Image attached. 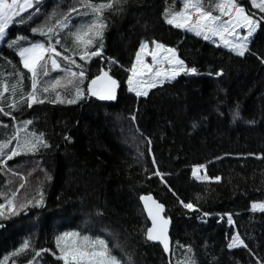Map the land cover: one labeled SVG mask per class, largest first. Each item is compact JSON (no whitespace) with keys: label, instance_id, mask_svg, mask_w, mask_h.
Returning a JSON list of instances; mask_svg holds the SVG:
<instances>
[{"label":"trees","instance_id":"1","mask_svg":"<svg viewBox=\"0 0 264 264\" xmlns=\"http://www.w3.org/2000/svg\"><path fill=\"white\" fill-rule=\"evenodd\" d=\"M167 1L127 0L122 11L116 14L105 10L107 27L103 31L102 53L91 57L86 65L80 59L81 41L74 47L69 35L91 19L90 14H82L85 9L78 0H41L22 14L24 17L31 14L30 20L22 24L14 22L6 29V40L0 44V93H3L0 107L9 115L0 113V144L10 143L0 161L15 147L16 127L22 129L19 130L20 154L6 164L0 163V204L5 205L3 211L7 217L0 218L3 225L0 227V264H63L56 258L60 255L56 241L66 232L105 239L121 264L264 263V211L252 209L255 202H264V176L260 178L247 172L238 177L235 172L228 179L198 180L192 175L203 136L231 131L264 146V86L257 81L264 58V20L260 21L249 50L240 56L166 23ZM92 2L107 3L108 0ZM246 5L257 18L264 17V13ZM37 7L39 12L35 10ZM73 8L79 11L72 12ZM66 15L69 16L65 21L67 26L60 27ZM49 27L55 31L48 36L32 31L34 28L47 31ZM90 36L91 33L82 35L81 40ZM20 37L26 39L20 40ZM57 39L60 44H55ZM13 40L19 41L17 46L9 47ZM39 41L55 45L57 51L86 66L87 79L79 84L85 89V98L74 104L50 103L56 92L62 99L74 98L77 81L65 71L52 70L48 63L49 75L38 77L37 97L44 103L27 107L23 100L31 92L30 73L23 67L19 48ZM143 41L173 47L178 53L227 75L226 84L209 112L156 97H137L128 90L129 69ZM98 43L95 40L87 50L95 51ZM56 59L61 68L79 71L61 57ZM104 70L119 83L113 103L106 104L87 92L90 81ZM58 77L63 79L54 90L50 87L47 93L39 91ZM68 80H73V84H68ZM4 84L8 92H3ZM14 85L15 93L12 92ZM12 103L16 104L15 108L8 107ZM123 114L155 123L173 134L172 173L164 201L165 214L172 220L170 261L160 243L147 239L149 221L138 196L128 198L126 193H113L109 188L108 176L123 172V167L116 162L118 153L114 146L118 119ZM26 121L32 123L26 124ZM31 134V143L24 144L21 137ZM41 134L49 147L37 144V150L29 151ZM129 149L134 159L127 167L130 174L142 181L146 171L143 152L135 146ZM39 193L43 194V204L36 206L41 198ZM9 200L13 201L18 215L12 214ZM181 200L192 203L194 209L184 208ZM224 208L232 211L233 229L247 247H227L214 230V221L211 224L205 221V212L215 213ZM25 241L29 242V248L13 256Z\"/></svg>","mask_w":264,"mask_h":264},{"label":"snow or ice","instance_id":"2","mask_svg":"<svg viewBox=\"0 0 264 264\" xmlns=\"http://www.w3.org/2000/svg\"><path fill=\"white\" fill-rule=\"evenodd\" d=\"M81 7L85 9L82 13L83 15H91V19L86 24H81L75 31L70 32L69 35L73 38L74 47L77 46L76 42L81 41L83 46V51L80 54V59L86 63L90 60L91 57L100 56L103 50V31L107 27V24L104 20V11L110 10L113 14H116L122 11V5L127 3V0H108L107 3H93L92 0H78ZM41 3V0H0V42L6 40L7 33L6 29L10 25L15 23H24L26 20H30L31 14L28 17H24L22 14L35 7ZM251 3L261 12H264V0H260V3H257V0H251ZM215 8L219 11L220 15H213L212 10H206L202 0H184L183 8L180 11L169 10L166 13L165 19L166 23L169 25H174L177 28H184L188 31L194 32L197 36H203L205 40L211 39V36H219L223 41L225 47H230V50L235 52L237 55L244 56L245 52L248 49V37L256 31V28L259 27L260 21L264 20V17L258 19H253L252 15L246 14L243 7L238 6L235 3V0H219L215 3ZM190 9L192 11H190ZM36 12H39L37 7ZM72 12H78L79 10L73 8ZM234 12V16H233ZM195 14L197 19L195 22L192 21V16ZM70 15V14H69ZM223 17H230L229 19H223ZM16 18H19L18 20ZM69 19V16H65L59 24L60 27H66L65 21ZM235 21V22H234ZM237 27H246L248 32L243 37H238L235 41H230L225 38V33L228 36H237L236 29ZM33 32L39 33L43 36H48L49 33L55 31L54 27H49L47 31L44 28H34ZM91 33V36L87 40H81L82 35L87 36ZM207 33H211L209 36ZM20 40L26 39L20 37ZM95 40H99L98 45H96L95 51H88V46L93 45ZM18 40L11 41L8 46L16 47ZM157 50L163 49L168 55L164 57L165 60L170 64L179 65L178 68H173L171 73H165L163 69H157L148 80L133 78L143 75L144 71H152V65L145 64L141 53H144L148 48V43L145 42L141 45L139 52L136 55V64L132 66L129 71L131 76L127 80L129 85V91H132L136 94L137 97L147 96L148 91L143 89L144 85H147V88H154L157 84H163L165 79L171 80L174 79L176 75L180 72L185 74H196V68H187L183 60H180L176 55V50L174 48H165L164 45L153 42ZM55 44H60V40L57 39ZM67 51V49H65ZM52 53L47 57V61L44 64H41L42 61H45V54ZM19 56L22 58V64L25 69L30 73L31 81V92H29L27 98L23 100L27 104V107H32L33 104L44 103L43 99H38L37 97V87L40 84L39 75L48 76V63L51 64L52 70L60 69L61 71L67 72L71 77L75 78L77 83L73 88L74 98L72 99H62L59 92L55 93V98L50 103H68L74 104L78 99L85 98V89L79 86L80 83H83L87 79L86 75V66L77 64L76 60L71 56L63 55L61 52L57 51L55 45L49 44L47 47L45 43H35L30 47H21L19 48ZM56 57H61L64 61L69 64L75 65L79 71H72L71 68H61L60 63L57 61ZM153 64L157 63L156 54H152ZM116 63V61H112ZM140 65L141 67H137ZM38 69L40 70L38 72ZM223 73H217V75H222ZM20 80L24 78V74L19 73ZM163 77V78H162ZM61 79L63 77H58L50 82L47 86H43L39 89L42 93H47L51 87L53 90L56 86L61 84ZM19 83V81H18ZM68 84H73V80H68ZM119 87L117 80L109 76L107 71H104L101 75L96 76L92 79L88 85L87 92L96 96L101 100H115L116 99V89ZM16 85L12 87V92L15 93ZM9 88L7 84L3 85V92H8ZM3 98V93H0V99ZM8 107L15 108L16 104H9ZM0 113L4 115H9V113L4 112V109L0 107ZM238 115V113H237ZM135 119V117H133ZM26 124H31L32 121H26ZM33 135H35L33 133ZM9 142L0 144V156H5L4 149L8 147ZM150 143V141H149ZM37 144L45 148L49 147L47 142L43 139V135L36 137V143L32 144L29 148V151L37 150ZM20 152L17 149H13L10 154H7L6 159L0 161V163L6 164L8 160L13 159V157L19 155ZM153 163L155 159L153 158ZM200 172L199 168L193 170V177L198 180L207 179L206 176L198 175ZM155 175H160L157 171ZM219 180V177L216 178ZM23 187V185H21ZM40 199L36 201V206L43 204V194L39 193ZM144 201V207L147 210L148 216L152 220V227L146 230V235L148 240H159L163 244L164 251H169V240L167 236V225L169 224V218L162 216L164 212V205L155 201L150 195L140 197ZM151 201V203H149ZM180 203L186 209H194L192 203H184L182 200ZM8 204L13 206L12 214L18 215L19 213L14 211L13 201L9 200ZM5 205L0 204V218H7L3 209ZM26 207V205H21V208ZM253 211L259 209L264 211V203L262 204H253ZM229 224H233L231 216H228ZM0 227H3L0 224ZM57 247L59 248L60 255L56 258L63 261V264H121L115 255L112 254V249L109 248L108 242L105 239L92 238L87 235L81 236L79 232H66L62 236L57 238ZM247 247L244 243V240L241 239L239 233L237 232L234 237H232L231 243H229V248L235 247ZM29 248V242L25 241L22 245L19 252L12 253L13 256H17L20 253H23L25 249ZM191 251V249H189ZM39 255V253H36ZM55 255V253L53 254ZM194 264V261L192 262Z\"/></svg>","mask_w":264,"mask_h":264},{"label":"rangeland","instance_id":"3","mask_svg":"<svg viewBox=\"0 0 264 264\" xmlns=\"http://www.w3.org/2000/svg\"><path fill=\"white\" fill-rule=\"evenodd\" d=\"M9 2H11V0H9ZM183 2L184 0H168L164 13L165 16L169 10H182ZM217 2H219V0H202L205 9L212 10L213 15H220L219 11L215 8V3ZM235 3L238 6L243 7L245 13L252 15L253 19H258L256 15L251 14L247 9L246 3L249 4V6H252L257 12H261L260 9L256 8L251 3V0H235ZM257 3H260V0H257ZM190 11L192 10L190 9ZM229 18L230 17H223V19ZM196 19L197 16L193 14L192 21L195 22ZM179 29L185 33L197 36L192 31H188L184 28ZM257 29L258 27L256 28V31L248 37L249 43L247 51L249 50L250 42L254 38ZM236 32L237 36H228V34L225 33V38L230 41H235L238 37L246 35L248 29L246 27H237ZM207 34L211 36V33ZM198 37L203 38L202 35ZM207 41L230 50V47L224 46L223 41L219 36H211V39H208ZM145 42L147 41H143L141 45ZM35 43L45 42L39 41ZM31 45L27 47H30ZM45 46L47 47L48 45L45 43ZM140 47L135 54L133 65L136 64V55L139 52ZM165 48L173 47L165 46ZM153 53H155L157 57V63L155 64H153ZM47 54L48 53L45 54V57L49 56ZM166 55L168 54L163 49L157 50L155 44L149 45L148 43V48L144 53H141V56L145 64L152 65V71L148 72L145 70L143 75L133 79L148 80L157 69H163L165 73L170 74L171 70L173 68H178L179 65L168 63V61L164 59ZM176 55L180 60L184 61L187 68H196L197 73L185 74L184 72H180L174 79H165L163 84H157L156 87L150 89L147 88V85H144L143 89L148 91L147 96L165 99L173 103L199 110L203 109L209 112L216 103L222 87L226 84L227 75L222 70L210 67L195 58L185 56L177 51ZM261 61L262 65L257 76V81L264 86V58H262ZM137 67L139 68L141 66L137 65ZM221 72L223 73L222 75H217V73ZM131 75L130 72L129 77ZM133 117L134 116L123 114L118 119V129L114 140V146L118 153V159L116 162L123 167V172L115 175L110 174L108 176L110 191L113 193H126L128 198L132 196L139 197L143 193L153 192L160 200L165 201L169 190L168 182L172 173V131L155 123L142 121L136 117L133 119ZM21 129L22 128L19 126L15 129L17 135L14 149H17L19 152L21 150V147H19V130ZM31 137L32 134L30 136L23 135L21 139L24 144H30ZM129 146L139 147L145 157L146 171L142 181H139L135 176L130 174L127 167V163L134 159V155L130 151ZM153 158L155 159V163H153ZM196 168L200 169L198 175L206 176L208 180H217V177H219V179H228L234 177L235 172L236 176L239 174L238 177H240V175H246V173L249 172V175H255L261 178L264 176V146L255 141L247 140L231 131H224L221 134L213 136H203L200 140L196 162L193 164V170ZM157 171L160 173L159 176L154 174ZM262 203L264 202H255V204ZM204 216L205 221L208 224H211L214 221V230L228 247L229 243H231L232 237L237 233L233 229L234 223L229 224L228 222V216H231L233 220L232 211L224 208L215 213L205 212ZM222 230L223 233H221ZM256 264L264 263L259 262Z\"/></svg>","mask_w":264,"mask_h":264},{"label":"water","instance_id":"4","mask_svg":"<svg viewBox=\"0 0 264 264\" xmlns=\"http://www.w3.org/2000/svg\"><path fill=\"white\" fill-rule=\"evenodd\" d=\"M105 71V70H104ZM104 71H102L99 75H101ZM108 74H109V76H111L113 79H115L109 72H108ZM116 80V79H115ZM118 90H119V87L116 89V99H117V95H118ZM116 99L115 100H102V101H104V102H106V103H113V102H115L116 101ZM151 196L155 201H157L158 203H160V204H163L164 205V212L161 214L162 216H164V217H166V218H168L167 216H166V214H165V202L164 201H162V200H160L153 192H148V193H143V194H141L138 198H139V201H140V203L142 204V206H143V208H144V211H145V213H146V216H147V219H148V221H149V228L150 227H152V220H151V218L148 216V213H147V210H146V208L144 207V201H142L141 199H140V197H142V196ZM149 203H151V201L149 202ZM169 224L167 225V236H168V240H169V251H165V253H166V255H167V257H168V259H169V261L171 260V256H172V244H173V241H172V238H171V226H172V220L171 219H169ZM149 241H152V242H155V243H160L161 245H162V247H163V244L159 241V240H149ZM164 249V248H163Z\"/></svg>","mask_w":264,"mask_h":264},{"label":"bare ground","instance_id":"5","mask_svg":"<svg viewBox=\"0 0 264 264\" xmlns=\"http://www.w3.org/2000/svg\"><path fill=\"white\" fill-rule=\"evenodd\" d=\"M79 3V2H78ZM75 6V4H73ZM68 7V6H67ZM71 8V7H70ZM63 10V9H62ZM65 12V11H64ZM80 14V13H79ZM67 16V15H66ZM46 30V29H45ZM55 35V34H54ZM51 36V35H50ZM50 39V38H49ZM55 40V39H54ZM88 70V69H87ZM107 104V103H106ZM1 143V142H0Z\"/></svg>","mask_w":264,"mask_h":264},{"label":"crops","instance_id":"6","mask_svg":"<svg viewBox=\"0 0 264 264\" xmlns=\"http://www.w3.org/2000/svg\"><path fill=\"white\" fill-rule=\"evenodd\" d=\"M195 162H196V160H195ZM195 162H194V163H195Z\"/></svg>","mask_w":264,"mask_h":264}]
</instances>
